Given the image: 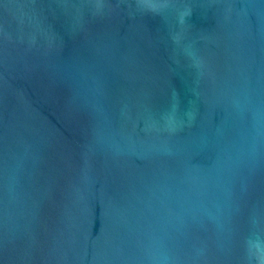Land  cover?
Returning <instances> with one entry per match:
<instances>
[{
  "label": "water",
  "instance_id": "1",
  "mask_svg": "<svg viewBox=\"0 0 264 264\" xmlns=\"http://www.w3.org/2000/svg\"><path fill=\"white\" fill-rule=\"evenodd\" d=\"M0 264H264V0H0Z\"/></svg>",
  "mask_w": 264,
  "mask_h": 264
}]
</instances>
